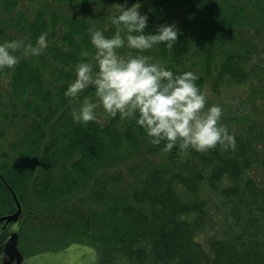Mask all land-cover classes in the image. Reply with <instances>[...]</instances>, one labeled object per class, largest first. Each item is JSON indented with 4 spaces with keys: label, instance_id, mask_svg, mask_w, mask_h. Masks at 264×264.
Segmentation results:
<instances>
[{
    "label": "trees",
    "instance_id": "trees-1",
    "mask_svg": "<svg viewBox=\"0 0 264 264\" xmlns=\"http://www.w3.org/2000/svg\"><path fill=\"white\" fill-rule=\"evenodd\" d=\"M135 2L0 0V40L34 44L45 32L48 41L38 56L18 49V62L0 69V141L4 124L21 126L8 152L0 145V218L17 210L12 192L22 207L16 225H0V253L16 227L25 256L77 243L97 251L96 264H264L263 119L244 116L233 131L223 110L235 146L207 151L165 150L99 105L96 120L72 119L78 100L64 91L75 63L90 59L82 49L94 52L88 29L107 26L110 36V16ZM140 11L148 31L176 23L171 49L144 53L195 72L207 105L263 85L264 0H140ZM94 93L89 86L81 97Z\"/></svg>",
    "mask_w": 264,
    "mask_h": 264
},
{
    "label": "clouds",
    "instance_id": "clouds-1",
    "mask_svg": "<svg viewBox=\"0 0 264 264\" xmlns=\"http://www.w3.org/2000/svg\"><path fill=\"white\" fill-rule=\"evenodd\" d=\"M110 20L114 26L110 36L105 35L107 26L88 29L94 52L82 49L80 55L90 59L75 63V78L65 88V97L78 100V106L71 108L73 121L96 120L99 105L113 117L133 120L150 143L163 141L165 150L174 145L197 151L234 147L235 134L221 122L223 109L219 104L207 105L206 92L196 83L198 75L191 70L174 72L166 61L144 53L161 43L171 49L179 33L176 23L165 21L155 31L146 30L148 13L140 11V0L130 6L120 3ZM46 37L41 32L34 44L19 38L0 40V69L18 62V49L25 56H38L48 46ZM121 48L130 51L121 54ZM89 86L95 89L94 98L81 97Z\"/></svg>",
    "mask_w": 264,
    "mask_h": 264
},
{
    "label": "rangeland",
    "instance_id": "rangeland-1",
    "mask_svg": "<svg viewBox=\"0 0 264 264\" xmlns=\"http://www.w3.org/2000/svg\"><path fill=\"white\" fill-rule=\"evenodd\" d=\"M259 64L264 67V58ZM261 78L263 85L258 88L257 93L254 92V95L251 84H248L226 90L225 98H221L219 105L225 111V116L233 131L243 127L242 119L244 116L249 115L254 119L264 120V75H261ZM5 85V81L0 82V92L4 90ZM217 99L215 100L217 101ZM1 109H3L2 103H0ZM232 119H235V122ZM4 127L6 128V136L0 141V145L4 151L8 152L11 144L17 141L21 126L18 123H13L11 125L4 124ZM32 243L34 244V242ZM97 261L98 253L93 247L72 243L67 248L58 251L36 254L31 258L27 257L25 264H96Z\"/></svg>",
    "mask_w": 264,
    "mask_h": 264
},
{
    "label": "water",
    "instance_id": "water-1",
    "mask_svg": "<svg viewBox=\"0 0 264 264\" xmlns=\"http://www.w3.org/2000/svg\"><path fill=\"white\" fill-rule=\"evenodd\" d=\"M12 194L17 204L18 210L13 215L0 218V223L2 221H5L6 225L9 223H16L21 215V205L18 202L15 194L14 193ZM14 260L17 261V264H23L25 262V259L23 258L22 254L20 253L18 249V234L17 233H12L10 235L9 240L5 244L3 264H12Z\"/></svg>",
    "mask_w": 264,
    "mask_h": 264
},
{
    "label": "flooded vegetation",
    "instance_id": "flooded-vegetation-1",
    "mask_svg": "<svg viewBox=\"0 0 264 264\" xmlns=\"http://www.w3.org/2000/svg\"><path fill=\"white\" fill-rule=\"evenodd\" d=\"M3 227V226H2ZM2 257H3V252L2 253H0V264H2ZM26 263V262H25ZM24 263V264H25ZM12 264H17V261L16 260H14L13 262H12Z\"/></svg>",
    "mask_w": 264,
    "mask_h": 264
}]
</instances>
